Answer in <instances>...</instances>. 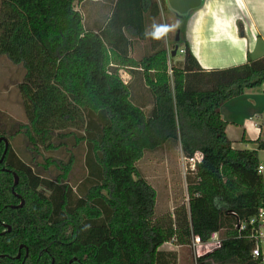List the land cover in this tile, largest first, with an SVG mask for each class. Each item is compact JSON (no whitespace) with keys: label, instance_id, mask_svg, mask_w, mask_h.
Instances as JSON below:
<instances>
[{"label":"trees","instance_id":"16d2710c","mask_svg":"<svg viewBox=\"0 0 264 264\" xmlns=\"http://www.w3.org/2000/svg\"><path fill=\"white\" fill-rule=\"evenodd\" d=\"M83 1L0 0V53L22 63L26 76L35 74L28 79L36 97L20 85L33 104L30 125L39 131L42 112L57 118L60 129L43 149L62 148L65 157L42 164L31 153L40 151L31 127L2 126L8 147L4 152L0 141V264H177L176 252L160 249L164 243L190 248L192 236L207 241L214 232L220 246L193 264H264L251 254L260 245L264 140L233 148L220 115L225 101L264 83V55L203 69L185 40L187 13L178 41L166 45L159 23L160 39L151 35L152 51L136 60L127 56L122 32L126 0H106L111 13L95 29L76 9ZM159 3L165 13L166 0ZM131 8L129 20L146 10L159 14L157 0H131ZM180 49L182 60L172 62ZM121 68L130 81L121 79ZM72 107L84 116L82 131L62 129L74 120ZM19 133L30 157L12 144ZM175 146L187 161V204L159 217L137 162ZM50 164L62 172L42 173Z\"/></svg>","mask_w":264,"mask_h":264},{"label":"crops","instance_id":"0c3cea01","mask_svg":"<svg viewBox=\"0 0 264 264\" xmlns=\"http://www.w3.org/2000/svg\"><path fill=\"white\" fill-rule=\"evenodd\" d=\"M125 2L126 30L123 26L122 32L127 38V56L136 60L152 51V37L146 35V32L152 33L154 26L160 23L164 26L165 34L167 30L165 15L170 20L173 18L174 23L179 25L183 17L177 16L167 2L168 10L164 13L157 0L159 14L152 15L149 10H146L138 19L129 20V11L132 9L131 0ZM124 4L123 1L122 7ZM76 9L80 11L86 25L93 29L99 27L103 17L111 13L109 2L106 0H86L77 4ZM188 13L185 40L203 69L243 64L248 54L254 59L264 55V0H201L200 6ZM137 32L140 35L135 34ZM166 34L164 35L165 44L167 43ZM125 70L130 81L131 75L128 69ZM262 87L264 92V83ZM258 89L257 87L246 89L240 96L231 98L220 106L221 118L227 123L226 136L233 148L240 149L259 136L264 138V103H261L259 99ZM259 117L261 121H258ZM238 129L242 132H238ZM246 129L251 132L254 130L255 138H246L248 137L245 134ZM166 245L170 247H164ZM260 248L264 253L261 240ZM160 249L177 252L178 246L166 242Z\"/></svg>","mask_w":264,"mask_h":264},{"label":"rangeland","instance_id":"374dc122","mask_svg":"<svg viewBox=\"0 0 264 264\" xmlns=\"http://www.w3.org/2000/svg\"><path fill=\"white\" fill-rule=\"evenodd\" d=\"M1 7V3H0ZM166 22V41L170 42L175 38L176 31L178 30L179 24L174 23V19L170 20L165 15ZM170 22V23H169ZM165 25V24H164ZM7 35V34H6ZM175 59L182 60V53H177L172 62L176 61ZM121 79L126 83L129 77L126 74V70L121 68L119 70ZM26 75V69L22 63H13V61L4 53H0V131H2V126L6 123V129L8 131H13V124L18 126L19 124L31 127L30 130L33 132L36 139L37 145L39 147V153L31 152L35 156V160L41 162L42 164L46 163L48 157H53L55 159L65 157L61 154L62 148L56 152H50L43 149V146L47 144L57 133V130L60 129L59 123L52 115L41 113L45 116L41 120V128L39 131H35L31 123V118L33 116L32 107L33 104L29 105L30 102L24 100L23 94L19 84L22 82L27 85L28 90L26 94L32 97H36L35 90L37 89L32 85L29 78H35L34 73ZM259 88V99L261 103H264V92L262 90V85ZM40 90V89H39ZM145 93V92H144ZM261 93V94H260ZM35 94V95H34ZM24 103H27L30 106L28 113L24 107ZM149 107L147 102L146 107ZM148 107L146 109H148ZM70 109L68 103L64 104V109ZM39 109V108H38ZM72 113L74 120L72 122L64 123L62 129H72L73 131H82L85 125V119L82 112L72 107ZM52 116V117H51ZM264 117V116H263ZM261 117H259L258 121ZM237 129V128H236ZM247 131V129H246ZM238 132L240 129H238ZM253 132L247 131L245 134L248 136L246 138H255ZM13 146L21 157H30L32 154L26 152V140L24 136L19 133L14 141H12ZM247 145L240 147V149H252L254 146L251 142H247ZM259 164L264 167V150H259L258 153ZM64 162V161H63ZM137 168L140 174L147 179V181L154 188L156 193V203H155V212L157 216H163L165 214H173L175 208L182 204H187V190H186V175L188 173L187 161L182 157L181 149L179 146L167 147L164 150L156 152H146L144 156L137 162ZM42 173L46 175H56L61 173V169L55 165L50 164L47 169H43V166L40 167ZM264 178V170H263ZM68 177H70L68 175ZM70 183H73L72 179H68ZM261 244L264 250V222L261 224ZM173 245H175L173 243ZM169 248V245L164 246ZM176 252V251H175ZM177 254V264H193L194 256L191 248L188 246H178Z\"/></svg>","mask_w":264,"mask_h":264},{"label":"built area","instance_id":"2783aa9c","mask_svg":"<svg viewBox=\"0 0 264 264\" xmlns=\"http://www.w3.org/2000/svg\"><path fill=\"white\" fill-rule=\"evenodd\" d=\"M180 53H183L184 50L180 49ZM190 162L193 163L194 160L190 159ZM264 169L263 166L258 167V171L261 172ZM258 220L262 224L264 222V209L259 212ZM254 222V219L251 220V223ZM259 238H261V234H259ZM220 246V238L219 234L214 232L211 234L210 238L207 241H202L199 236H192L190 248L192 250L194 258H197L207 252L212 251L215 248ZM251 254L254 258H260L261 261L264 262V253L261 251L260 245L256 244L254 249L251 251Z\"/></svg>","mask_w":264,"mask_h":264},{"label":"water","instance_id":"95a60500","mask_svg":"<svg viewBox=\"0 0 264 264\" xmlns=\"http://www.w3.org/2000/svg\"><path fill=\"white\" fill-rule=\"evenodd\" d=\"M168 6L176 13L177 16H184L188 13V11L197 8L201 4V0H166ZM179 39V31H176L175 35V41H178ZM178 49V46L175 45L172 49V56L175 55L176 51ZM3 141L5 144L4 152L6 151L8 147V141L4 137H0V141ZM264 140V138H263ZM3 158V156H2ZM2 158L0 159V162L2 161ZM14 184L17 182V176L14 178Z\"/></svg>","mask_w":264,"mask_h":264},{"label":"clouds","instance_id":"9594fccd","mask_svg":"<svg viewBox=\"0 0 264 264\" xmlns=\"http://www.w3.org/2000/svg\"><path fill=\"white\" fill-rule=\"evenodd\" d=\"M166 34V33H165ZM146 35H152L155 39H160L159 29L157 26H154V31L152 33H147Z\"/></svg>","mask_w":264,"mask_h":264}]
</instances>
